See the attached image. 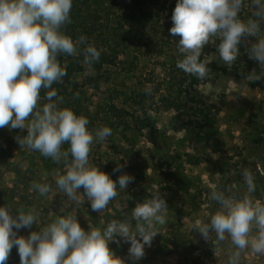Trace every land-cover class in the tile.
<instances>
[{"label":"rangeland","instance_id":"rangeland-1","mask_svg":"<svg viewBox=\"0 0 264 264\" xmlns=\"http://www.w3.org/2000/svg\"><path fill=\"white\" fill-rule=\"evenodd\" d=\"M130 1L92 0V4L94 10L104 16L111 10L120 13ZM76 5L84 9L79 2ZM242 7L243 20L252 19L250 0H243ZM87 21L84 20L81 30L91 23L90 19ZM166 21L170 25L171 17ZM98 27L96 24L97 31L93 34L86 30L84 36L88 43L94 45L95 38L103 47L100 41L103 29ZM162 29L163 26L159 35H163ZM263 33L264 24H261L260 35ZM133 34L137 44L133 43L125 53L112 58L113 62L103 63L99 71L84 64L79 52L66 56L82 68L71 74L66 72L60 82H54L47 90L41 89L37 104L39 107L47 103L44 93L55 89L57 96L53 100L58 107L70 108L85 116L89 129L109 127L110 136L103 141H93L89 163L108 173L114 181L127 173L133 177L132 182L124 189L117 188L116 197L102 212L92 211L90 202L83 196V187L76 190L79 202H70L55 184L57 174L66 171L64 161L55 162L39 151L20 145L17 137L23 139L26 128L4 126L0 128V206L11 207L14 216L17 209L33 208L39 213L38 224L34 222L17 232L27 237L58 216L70 214L77 216L85 231L90 225L103 229L112 220L128 222L134 227L131 209L136 203L150 199L154 192H160L168 206L165 223L155 225L158 233L151 246L145 247V254L137 264H192L194 257L203 255L199 243L202 237L193 232L194 225L197 221L207 222L212 210L218 208L209 198L212 190L227 186L233 192L245 191L242 172L247 169L255 184L250 198L264 203L261 164L264 148L259 145V138L264 135V88L256 85L258 81L264 83V69L245 78L220 66L219 70H210L209 80L195 83L191 92L216 107L212 110L207 106L199 110L192 107L188 115L175 118V110L160 108L152 96L140 98L139 89L147 87L154 96L160 84H163L161 88L165 85L161 63L179 54L176 38L172 37V46L158 53L153 46L147 48L138 44L141 37L139 33ZM203 58L210 61L208 54L201 55ZM66 64L64 61L63 67ZM66 148L65 143L62 150ZM118 164L123 167L113 173ZM34 183H47L50 191L41 196L33 187ZM207 243L214 251L209 264H226L234 250L227 234L224 241L217 242L215 233H209ZM128 247L120 237L109 242V248L124 259ZM199 262L201 264V260ZM5 264H19L15 246ZM240 264H264V254L246 248L241 252Z\"/></svg>","mask_w":264,"mask_h":264},{"label":"clouds","instance_id":"clouds-1","mask_svg":"<svg viewBox=\"0 0 264 264\" xmlns=\"http://www.w3.org/2000/svg\"><path fill=\"white\" fill-rule=\"evenodd\" d=\"M73 0H0V128L27 129L18 143L55 162L64 161L66 171L57 174L55 184L70 202H79L76 190L84 189L83 196L90 202L93 212H102L117 195V188L124 189L133 177L121 174L114 181L100 168L90 165L89 152L93 141H103L111 129L101 126L89 129L88 119L70 108H60L53 98L56 90L44 93L48 102L37 106L41 89H49L67 74L57 60L58 54L83 56V63L91 65L99 60L100 52L80 35L75 40L61 30L71 23L70 10ZM243 0H176L172 11L171 37L176 40L182 58L176 67L198 79L208 74V61L201 59L205 44L218 39L219 59L231 65L240 53L242 38L256 37L247 48L249 58L264 69V0H250L252 19L239 16ZM31 117V119H29ZM27 121V123H26ZM67 148L62 150V145ZM70 157V160H69ZM123 165L118 164L113 173ZM245 191L233 192L224 186L212 190L210 200L218 208L207 222L194 225L204 240L215 233L217 242L230 238L234 250L226 264H240L241 252L264 254V203L253 200L255 191L253 175L242 172ZM41 196L50 191L47 183H34ZM166 200L160 192L150 199L136 203L128 222L112 220L103 229L90 225L85 231L74 214L61 215L31 231L27 237L17 235L21 228L38 224L39 213L29 208L17 209L11 214L9 206H0V264H5L13 246L19 264H137L150 247L158 231L156 224L165 223ZM120 237L129 244L127 258L117 256L109 242Z\"/></svg>","mask_w":264,"mask_h":264},{"label":"trees","instance_id":"trees-1","mask_svg":"<svg viewBox=\"0 0 264 264\" xmlns=\"http://www.w3.org/2000/svg\"><path fill=\"white\" fill-rule=\"evenodd\" d=\"M77 2H79V5L83 6L84 9L76 7ZM128 4L127 8L120 13H115V11L111 10L106 11V14L103 16L94 10L95 8H93L92 0H73L72 8L70 10L71 23L63 25L61 30L64 34L71 36L75 40L76 37L84 35L86 30V32L89 31L90 34L96 32V24L99 25L100 29H103V32L100 35V38H103L100 39L103 47L98 45L95 38L93 39V46H95L100 52V57L99 60L92 63L91 66L97 71L101 69L103 63L113 62L112 58L116 59L120 53H125L133 43L134 45L137 44V41L133 38L135 37L133 32L136 34L139 33L138 36L141 37L138 39L140 42L138 44L147 48L153 46L154 49H157L158 53L163 52L166 47L168 48V45L172 46L174 44V38L169 34V28L172 26V22L170 25H167L166 20L172 15V11L176 4L175 0H131ZM239 16L242 20L244 19L243 7H241ZM79 18H82L83 20H80ZM103 18H105V20ZM88 19L91 20V23L88 27H83L81 30V27L85 25L84 20L87 21ZM162 26L163 29L161 33H163V35H159V29ZM262 35H264V33ZM253 37L254 36H247L246 38H242V42L239 46L240 53L231 65H227L219 59L216 49V44L219 41L217 38L213 37L212 42L210 41L205 44L202 49L201 55L208 54L210 56V61H208L207 64L209 71L203 79H198L176 67V62L178 59L182 58V54L179 53L178 55L170 56L169 61H163L161 63L164 71V79L162 83H165V85L161 88V85L163 84H160L154 96L152 93H149L150 91L147 87H142L139 89L140 98L146 99L148 95L152 96L160 108L175 110L177 112L174 115L175 118H181L182 115L185 114L188 115L190 108L192 107L199 110L204 106H207L212 110L216 107L215 104L204 103L203 100L192 94L191 90L193 85L200 81L205 82L209 80L210 70H219V66L225 70H229L237 77L245 78L254 75L256 70H260L261 68L258 62L249 58L247 54V48L256 40ZM157 38L159 40H157ZM175 38L178 40L179 36H176ZM154 39H156L155 43ZM66 56L70 55L58 54L57 60L62 67L63 62L67 61V64L64 67L67 73L71 74L75 70L82 68L77 61L67 60ZM78 58L79 57H77L76 60ZM256 85L264 88V83L259 81L256 82ZM201 102L203 104L201 105L202 107L198 105V103ZM251 116L256 117L254 114ZM262 130L264 132L263 125ZM259 145L264 148V135L259 138ZM261 164L264 167V163ZM215 211L216 209H213L211 215L214 214ZM208 218L206 220H208ZM193 232H195V234L198 233L195 229ZM199 243L203 255L194 257L192 259V264H200L199 260H201V264H209L214 251L211 245H209V243L203 238H201V242L199 241Z\"/></svg>","mask_w":264,"mask_h":264}]
</instances>
